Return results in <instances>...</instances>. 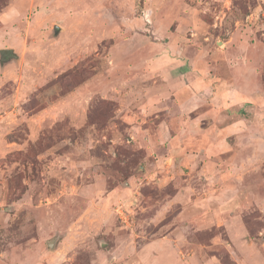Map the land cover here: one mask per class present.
<instances>
[{"label":"rangeland","instance_id":"374dc122","mask_svg":"<svg viewBox=\"0 0 264 264\" xmlns=\"http://www.w3.org/2000/svg\"><path fill=\"white\" fill-rule=\"evenodd\" d=\"M4 48L0 264H264V0H0Z\"/></svg>","mask_w":264,"mask_h":264},{"label":"water","instance_id":"95a60500","mask_svg":"<svg viewBox=\"0 0 264 264\" xmlns=\"http://www.w3.org/2000/svg\"><path fill=\"white\" fill-rule=\"evenodd\" d=\"M12 50L11 49H7V48H4V49H1L0 50V54H1V57L2 58H9L10 56H12ZM52 244V241H49L48 245L51 246Z\"/></svg>","mask_w":264,"mask_h":264}]
</instances>
